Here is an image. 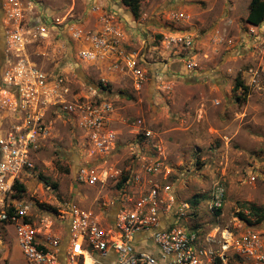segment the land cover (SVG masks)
Wrapping results in <instances>:
<instances>
[{"label": "rangeland", "instance_id": "obj_1", "mask_svg": "<svg viewBox=\"0 0 264 264\" xmlns=\"http://www.w3.org/2000/svg\"><path fill=\"white\" fill-rule=\"evenodd\" d=\"M35 1L53 14L56 23L72 17L89 27L93 23L87 12L90 3L118 8L126 47L139 50L151 64L148 68L153 73L139 91L131 89L127 77H112L108 72L116 109L113 127L122 145L111 153L109 164L124 170L130 163L135 136L129 125L142 119L164 147V163L170 171L165 184L171 185L177 204L189 205L180 216L182 224L208 231L217 225L232 226L235 218H242L250 228H264V220L256 222L249 210V205L264 210V22L259 26L246 22L250 0H140L137 18L120 0ZM3 20L0 0V73L7 63ZM60 28L29 45L26 56L47 71L66 74L73 86L96 82L101 70L105 71L99 66L103 63L78 60L74 44ZM176 35L188 36L192 45L167 47L164 38ZM186 63L194 69L188 71ZM249 70L256 74V83H248ZM155 71L164 75L168 92L154 84ZM226 110L233 116L228 127L234 130L229 134ZM54 121L46 141L31 150L32 168L20 175L24 191L18 195L14 191L13 196L29 204L31 221L41 234L56 235L62 244L68 233L67 212L94 208L100 200L113 201L120 181L77 185L74 172L79 163L88 161L80 132L69 122ZM211 126H221L228 139L217 136ZM150 150L151 146L146 152ZM216 183L226 195L219 214L208 209ZM91 257L97 264L107 262L96 253ZM23 262L12 226L0 223V264ZM84 264H92L88 255Z\"/></svg>", "mask_w": 264, "mask_h": 264}, {"label": "built area", "instance_id": "obj_2", "mask_svg": "<svg viewBox=\"0 0 264 264\" xmlns=\"http://www.w3.org/2000/svg\"><path fill=\"white\" fill-rule=\"evenodd\" d=\"M1 7L7 63L0 73V223L12 226L26 264H84L86 255L97 264L93 253L106 264H264L262 227L250 228L242 218H235L232 226L217 225L208 231L181 223L189 205L177 204L171 185L165 184L170 171L164 163V147L142 119L129 125L135 136L130 163L124 170L108 163L111 153L122 148L113 127L116 109L108 72L127 77L134 91L153 73L139 50L126 47L118 8L90 3L89 27L72 17L56 23L35 0H1ZM57 26L74 44L78 60L103 63L101 69L107 71L101 70L96 82L73 86L66 74L47 71L26 56L29 45L47 39ZM163 42L167 47H190L193 40L176 35ZM193 67L185 65L188 71ZM249 76L248 83H256L252 70ZM152 79L168 92L162 73L155 71ZM54 120L69 122L80 132L88 161L79 163L74 172L77 185L104 186L125 178L113 201L100 200L94 208L67 212L68 233L62 244L56 235L41 234L31 221L29 204L13 196L20 175L32 168L31 150L46 141ZM225 196L224 187L216 183L208 209L221 211Z\"/></svg>", "mask_w": 264, "mask_h": 264}, {"label": "trees", "instance_id": "obj_3", "mask_svg": "<svg viewBox=\"0 0 264 264\" xmlns=\"http://www.w3.org/2000/svg\"><path fill=\"white\" fill-rule=\"evenodd\" d=\"M121 4L124 5L126 8H128L133 15L134 18H137L139 15V8H140V0H120ZM246 22L253 26H259L262 22H264V0H250L248 3V11L246 15ZM125 180L123 177L118 186L121 185V183ZM14 195H18V193H21L24 191L23 184L15 183L14 186ZM196 200H193V203H195ZM249 210L252 212V214L256 217V222H261L264 220V210L262 208L249 205ZM217 214L220 213L219 211H216ZM240 217H243L241 213H239Z\"/></svg>", "mask_w": 264, "mask_h": 264}, {"label": "crops", "instance_id": "obj_4", "mask_svg": "<svg viewBox=\"0 0 264 264\" xmlns=\"http://www.w3.org/2000/svg\"><path fill=\"white\" fill-rule=\"evenodd\" d=\"M128 41H129V43H130V38H128L127 39ZM100 67H102V65H99ZM226 113H227V115H226V120H225V123H226V129L228 128V130H227V132H228V134H229V132H232L234 129L233 128H230V126L228 127V123H230V121H231V119L233 118V116H232V113H231V111L229 112V111H227L226 110ZM232 123V122H231ZM229 129H230V131H229ZM211 130L214 132V133H216V135L217 136H219V137H223L224 136V138H226V139H228V137L227 136H225L224 135V132H223V130H222V127L221 126H211ZM16 245V244H15ZM20 253V252H19ZM21 254V253H20ZM22 256V255H21ZM23 258V257H22ZM19 261H22V260H20V259H18ZM23 261H24V259H23ZM25 263V261L23 262V264ZM26 264V263H25Z\"/></svg>", "mask_w": 264, "mask_h": 264}]
</instances>
